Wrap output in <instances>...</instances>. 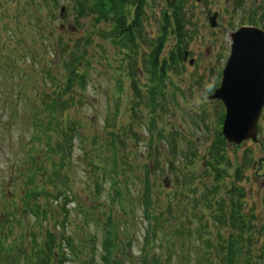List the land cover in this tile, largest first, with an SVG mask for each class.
<instances>
[{
	"label": "rangeland",
	"instance_id": "1",
	"mask_svg": "<svg viewBox=\"0 0 264 264\" xmlns=\"http://www.w3.org/2000/svg\"><path fill=\"white\" fill-rule=\"evenodd\" d=\"M28 1L0 0V222L8 219L10 228L9 234L2 235L4 242H17L25 250L33 246L29 236L39 231L41 221L32 212L19 214L17 209L28 202L23 195L26 185L41 191L40 172L48 170L52 175L59 168L56 162L61 156L52 155L48 145L59 136L54 128L40 130L55 122L54 108L63 104L61 120L75 129L73 149L65 160L63 178L57 181L61 194L47 187L53 195L39 203L53 213L42 227L57 236V245L69 260L66 264H87L92 256L96 264H104L101 246L109 217L119 228V238L127 235L131 242L123 238L124 264H141L150 225L142 205L148 180L151 213L162 217L159 241L154 244L161 241L162 250L156 248L153 254L162 264H208L210 251L209 260L219 264L215 251L219 232L225 236L231 230L217 223L219 208L214 200L221 196L205 194L213 184L204 174L201 159L222 129L225 107L209 97L221 85L231 54V34L242 25L261 28L264 0H189L194 38L186 51L194 64L188 60L178 74L169 72L164 98L155 110L148 101L146 76L140 71L142 53L134 57L141 88L138 98L131 77L124 72L127 57L97 35L104 24L95 25L92 17L78 20L69 0H58V7L53 0H32L36 5L29 7L25 6ZM149 1L147 29L155 36L163 2ZM215 14L217 27L213 28L210 18ZM40 27L46 31L39 33ZM174 40H167L164 58L174 48ZM77 49H85L83 63L75 68L85 76L84 86L77 87L72 78V91L56 101L75 74L70 64ZM262 114L257 143L228 144L229 157L238 162L247 150L256 157L239 184L247 193L241 211L244 215L254 211L260 225L264 218ZM110 179L118 180L120 197L111 195ZM221 217L226 219L224 214ZM65 237L81 251L80 258L60 241Z\"/></svg>",
	"mask_w": 264,
	"mask_h": 264
},
{
	"label": "trees",
	"instance_id": "2",
	"mask_svg": "<svg viewBox=\"0 0 264 264\" xmlns=\"http://www.w3.org/2000/svg\"><path fill=\"white\" fill-rule=\"evenodd\" d=\"M69 1L73 4V10L78 20L92 17L95 25L101 26L104 24V27L99 30L97 35L109 42L111 46L120 50L127 57L128 60L123 65L125 66L124 72L128 74V77H131L134 92L138 98L141 96V88L138 85V68L136 67L134 57H137L140 53L144 55L140 71L146 76L145 87L148 89V101L151 108L157 109L159 107V99L164 98L165 95L164 90L170 77L169 72L172 71L178 74L181 71L185 51L189 47L190 40L194 38L190 15L192 13L189 5L190 1L157 0L163 2V7L160 10L161 13L158 18L159 27L155 36L150 35L147 29L150 19L147 8L152 5V2L149 0ZM53 3L55 7H58V0H53ZM31 5L36 4H33L32 0L25 4L28 7ZM261 28L264 29V23ZM45 31L44 28L40 27L38 32ZM51 32L54 35L55 30L53 29ZM38 37L41 38L42 35ZM169 37H173L176 44L169 52L168 57L164 58L162 53ZM68 50L69 48L66 46L64 51ZM84 53L85 49L83 51L77 49L76 53L71 54L73 58L70 64L72 65L71 73L75 74H72L67 79L56 101L62 99L63 94L72 91L74 85L73 82L71 83L72 78L77 80V87L83 88L86 81L85 76H80L75 68L83 63L82 57ZM62 105H60V108ZM60 108H54L56 112L55 122L50 125H43L40 130L43 133L44 130L49 131L54 128V132L58 134L59 138L57 142L52 145L48 143V145L52 149V155L61 156L58 162H56L59 168L57 167L52 175L47 172L48 170L40 172V177L44 179L41 191L37 190L35 186H31V184L26 185L23 195L28 202H26L24 208L21 207L20 209L18 207L17 209L19 214L23 210L24 212H32L34 217H37L41 221V227H39V231H36L37 233L34 231V234L29 236L31 237L30 242L33 246L25 250L17 242L11 245L6 244L8 241L4 242V233L9 234L10 228L9 225H6L8 219L1 221L0 264H66V261H69L67 254L59 249L61 246L57 245V236L42 227V224L49 219V215L52 217L53 213L49 209H44V205L39 203L43 198H49L53 195L48 193L47 187L54 188L55 190L59 188L57 181L63 178L62 170L65 167V160L67 157H71L73 141L75 140V129L72 125H65L63 123L60 117ZM223 121L224 115L220 118V126H222ZM215 138L214 142L209 146L207 154L201 159L204 162V174L207 175L213 184L211 188L206 189L204 192L208 195L212 193L213 197L221 196V198L217 197L214 200L217 205L216 207L219 208L217 223L225 224L231 230L229 235L225 236L222 232H219L218 246L215 250L217 260L219 264H264V218L260 225L258 216L254 211H251L250 215H244L241 211L247 193L239 183L243 182L245 171L250 164L253 165L256 162V157H254V153L251 150H247L242 157V162H238V160L229 157L228 143L222 136L221 130L217 132ZM36 161L43 165L40 158L36 159ZM145 183L142 205H144V216H146L150 225L144 236L140 258L141 264H162L161 259L153 254L156 248H160V251L162 250L161 241L154 247L155 242L159 241L157 232L160 218L162 217L151 213L154 208H152L149 180ZM109 185V190L113 191L111 195L120 197L121 192L118 191V180L113 179L112 181L110 179ZM58 192L61 194L59 189ZM68 202V200L64 201L63 204L67 206ZM48 205L49 203L46 204V206ZM61 208L63 212H66L64 205ZM222 214L226 215V219H222ZM112 220L113 218L109 217L108 221L105 222V237L101 246V250L103 251L101 260H103L104 264H124V259H122V254L125 250L123 238L128 240L130 245L131 242L127 235L119 238V228L115 227ZM152 222H154V226H151ZM60 241H64L67 248H70L72 253H75V257L80 258L82 253L73 247L71 238H61ZM257 246L258 251L255 249ZM211 253L209 251L206 255H209L208 264H213L210 258ZM118 254L121 256L120 259L117 257ZM87 264H96L95 257L92 256Z\"/></svg>",
	"mask_w": 264,
	"mask_h": 264
},
{
	"label": "water",
	"instance_id": "3",
	"mask_svg": "<svg viewBox=\"0 0 264 264\" xmlns=\"http://www.w3.org/2000/svg\"><path fill=\"white\" fill-rule=\"evenodd\" d=\"M217 17L210 18L213 28L217 27ZM231 40L232 52L222 72L221 86L209 99L225 105L222 136L228 144L240 146L258 141L264 110V29L243 26L231 34ZM188 56L186 52L185 58Z\"/></svg>",
	"mask_w": 264,
	"mask_h": 264
},
{
	"label": "flooded vegetation",
	"instance_id": "4",
	"mask_svg": "<svg viewBox=\"0 0 264 264\" xmlns=\"http://www.w3.org/2000/svg\"><path fill=\"white\" fill-rule=\"evenodd\" d=\"M208 12V11H207ZM208 14H209V12H208ZM218 26H219V24H218ZM242 26H249V25H242ZM242 26L240 27V28H242ZM190 53V52H189ZM189 58H190V54H189ZM189 60V59H188ZM187 60V61H188ZM183 62H186V60H184Z\"/></svg>",
	"mask_w": 264,
	"mask_h": 264
}]
</instances>
